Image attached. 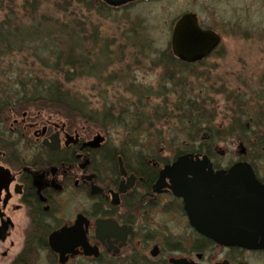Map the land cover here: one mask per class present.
I'll return each instance as SVG.
<instances>
[{"label": "flooded vegetation", "instance_id": "flooded-vegetation-1", "mask_svg": "<svg viewBox=\"0 0 264 264\" xmlns=\"http://www.w3.org/2000/svg\"><path fill=\"white\" fill-rule=\"evenodd\" d=\"M170 1L113 6L95 0L119 13L126 40L168 42L159 52L152 44L134 52L179 62L162 66V79L171 86L184 89L191 78H202L196 74L221 55L225 39H264V0H237L242 7L235 0H189L175 14ZM140 8L147 11L138 13ZM252 9L261 14L256 21ZM187 15L201 32L220 40L194 63L177 58L172 47L176 26ZM87 126L57 112H19L15 106L0 113V264H264V160L253 159L241 140L235 145L238 157L221 161L218 136L207 145L212 131L204 127L208 134L198 146L169 159L161 150L126 151L103 130ZM257 145L264 156V135ZM186 155L228 182L213 178L197 185L193 200L178 196L161 176ZM251 171L261 192L247 182Z\"/></svg>", "mask_w": 264, "mask_h": 264}, {"label": "rangeland", "instance_id": "rangeland-1", "mask_svg": "<svg viewBox=\"0 0 264 264\" xmlns=\"http://www.w3.org/2000/svg\"><path fill=\"white\" fill-rule=\"evenodd\" d=\"M76 1L0 0V27L4 24L6 29L13 31L30 28L34 24L31 19L33 8L37 9L38 20H59L64 23L72 18V22L69 20L72 26L76 25L74 20H77L83 24L80 38H85V46L82 48H87L86 54L90 52L88 64L95 71L67 84L63 76L41 62L52 66L51 52L35 49L11 51L0 60V87L5 85L11 90L10 94H15L21 92V86L30 79L65 82L72 95L83 101L96 117L112 116L111 121L106 118L103 128L99 127L100 124L97 126L77 119L72 121L76 126L89 125L87 127L95 131L103 130L110 142L124 147L126 151L129 148L146 154L161 150L164 158L169 159L178 152L192 150L208 134L207 131L196 134L177 111L180 99L195 100L201 106L200 115L204 116L199 127H209L212 131L207 145L216 141L219 151L225 153L224 156L216 154V158L224 162L236 159L235 145L241 140L253 159L259 162L264 160L262 149L257 145L264 135L263 38L253 35L248 39H225L221 55L209 60L207 66L196 74L202 78H191L188 86L180 89L179 85L171 86L168 80L162 79L166 74L162 72V66L168 60L165 55H155L156 50H164L168 42L128 41L118 28L119 13L111 10L105 16H100L95 0H82L78 6ZM186 1L189 0H171L172 13L185 10ZM242 2L235 0V6L242 7ZM88 5L91 6L90 11ZM61 8H69V11L63 14L59 12ZM144 10L147 11L141 8L137 11L143 13ZM260 15L259 10L252 9L253 21ZM31 44L35 48L34 43ZM147 44L155 48L154 55L135 54V49H142L143 45L147 48ZM26 109L32 112H57L27 107L21 111ZM59 115L67 119L63 114ZM136 115L144 116L142 124L138 125ZM246 125L249 127L246 128ZM214 133L218 138L212 142Z\"/></svg>", "mask_w": 264, "mask_h": 264}, {"label": "trees", "instance_id": "trees-1", "mask_svg": "<svg viewBox=\"0 0 264 264\" xmlns=\"http://www.w3.org/2000/svg\"><path fill=\"white\" fill-rule=\"evenodd\" d=\"M81 3L82 0L76 1L77 6ZM91 4L93 5V3ZM95 7L100 16H105L106 13L111 11L103 4ZM87 8H89V11L91 10V6L88 5ZM33 9L35 10H32L31 19L34 24L30 28L13 31L9 28L6 29L4 24L0 27V60L6 58L11 51L23 52L25 49H35V51L41 52L48 51L52 54V66L49 67L46 62H41L46 68H50L51 71L63 76L67 84L91 75L95 69L88 64L90 52L86 54L87 48H82L85 46L83 44L85 38H80L83 24L74 20L76 25L72 26V23H69V20L72 22V18L67 20L68 22L64 21V23L59 20L54 22L51 20H38L36 19L37 9ZM68 11L69 8H61L59 12L66 14ZM73 18H76V16ZM31 43H34L35 48H33ZM165 57L168 60L166 64H180L172 56ZM65 82L55 79L50 81L49 79H30L26 82V85L23 84L21 86V92L15 94H10L11 90L7 86L2 85L0 87V113L9 111L11 107L15 106L19 112L25 107L38 108L40 111L56 110L57 113L63 114L70 121L77 119L93 125L100 124L99 127L102 128L106 118L110 119L109 121L112 120V116L109 114L103 115L101 119L91 113L88 106L73 96L65 87ZM177 109L188 121V127L193 128L191 130L195 131L196 134L205 130V128L199 127L204 116L200 115L202 112L201 106L195 100L186 101L180 99ZM135 119H137L138 125L144 122L143 115H136ZM156 121L158 122L159 119H156Z\"/></svg>", "mask_w": 264, "mask_h": 264}, {"label": "water", "instance_id": "water-1", "mask_svg": "<svg viewBox=\"0 0 264 264\" xmlns=\"http://www.w3.org/2000/svg\"><path fill=\"white\" fill-rule=\"evenodd\" d=\"M104 1L107 2L109 5L118 6L122 3L133 2L136 0H104ZM174 33H175V38L172 42L174 54L180 60L185 61V63L186 62L194 63L196 61L204 59L217 47V45L220 42L219 38L213 35L212 33L201 32L198 28L195 17L191 15H187L179 21ZM193 158L194 157L192 155H186L180 157L179 159H177L176 163L173 164L171 167H168L161 176L162 182L166 178H169L173 184L172 188L173 191H175V194H177L178 196L185 197L186 201H189L191 199L193 200L197 193L198 186H200L203 183L211 184L213 182V178H220L217 180L223 185L224 183H227L229 180L228 178H225V176L221 173L214 175L210 165L205 164L201 166L198 164H193L192 163L194 160ZM203 158L205 163L209 162L208 158L205 157ZM232 171H233L232 173H234L235 168H233ZM247 177H248L247 182L252 187V191H257V190L260 191L261 188L258 187L259 185L255 180L252 171H251L250 181H249V175ZM191 186H193L192 189L189 190L182 189L185 187L190 188ZM194 214H195L194 212L193 213L189 212V216L192 220V223L195 226H197L196 222H194L196 220ZM205 234L212 237L210 233H205ZM221 241L222 239L219 238L218 242L221 243Z\"/></svg>", "mask_w": 264, "mask_h": 264}]
</instances>
